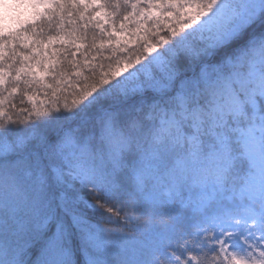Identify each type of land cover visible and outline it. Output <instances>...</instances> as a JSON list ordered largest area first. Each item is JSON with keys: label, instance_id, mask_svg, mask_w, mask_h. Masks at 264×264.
Instances as JSON below:
<instances>
[{"label": "snow or ice", "instance_id": "6c2138e0", "mask_svg": "<svg viewBox=\"0 0 264 264\" xmlns=\"http://www.w3.org/2000/svg\"><path fill=\"white\" fill-rule=\"evenodd\" d=\"M0 264H264V0H0Z\"/></svg>", "mask_w": 264, "mask_h": 264}, {"label": "trees", "instance_id": "16d2710c", "mask_svg": "<svg viewBox=\"0 0 264 264\" xmlns=\"http://www.w3.org/2000/svg\"><path fill=\"white\" fill-rule=\"evenodd\" d=\"M47 99H49V98H45V97L43 96V94H40V95L37 97L36 102H37V103H40V101H42V100H47ZM15 103L17 104L18 107H30V105L27 104V102H25V104L21 105V104H20V99H19V98H17V99L15 100Z\"/></svg>", "mask_w": 264, "mask_h": 264}]
</instances>
